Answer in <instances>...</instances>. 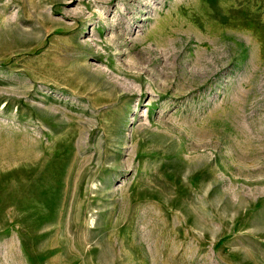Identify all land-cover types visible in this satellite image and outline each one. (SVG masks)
Returning a JSON list of instances; mask_svg holds the SVG:
<instances>
[{"label": "rangeland", "instance_id": "374dc122", "mask_svg": "<svg viewBox=\"0 0 264 264\" xmlns=\"http://www.w3.org/2000/svg\"><path fill=\"white\" fill-rule=\"evenodd\" d=\"M0 264H264V0H0Z\"/></svg>", "mask_w": 264, "mask_h": 264}]
</instances>
